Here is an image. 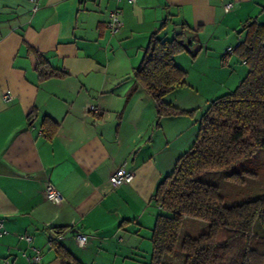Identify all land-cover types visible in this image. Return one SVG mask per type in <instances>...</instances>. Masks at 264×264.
<instances>
[{
  "label": "crops",
  "instance_id": "1",
  "mask_svg": "<svg viewBox=\"0 0 264 264\" xmlns=\"http://www.w3.org/2000/svg\"><path fill=\"white\" fill-rule=\"evenodd\" d=\"M115 7L122 26L111 34ZM247 20L264 24V0H0V258L32 264L35 248L41 264H62L54 240L81 264L139 261L151 248L152 195L195 141L199 117H158L133 72L154 30L164 25L159 36L171 38L185 24L191 51L200 48L194 58L174 56L187 77L200 62L201 76L239 83L248 67L226 50L243 40ZM187 77L164 102L195 106L185 96L196 90ZM45 117L57 123L52 138L43 133ZM118 167L133 179L113 187L109 176ZM48 182L60 203L45 198ZM77 233L87 235L83 246Z\"/></svg>",
  "mask_w": 264,
  "mask_h": 264
},
{
  "label": "trees",
  "instance_id": "2",
  "mask_svg": "<svg viewBox=\"0 0 264 264\" xmlns=\"http://www.w3.org/2000/svg\"><path fill=\"white\" fill-rule=\"evenodd\" d=\"M164 25L151 33L133 76L152 99L157 116L193 115L164 102L163 97L186 83L187 72L174 56L186 52L194 58L185 39V24L171 38H161ZM243 40L234 48L248 71L237 86L211 100L198 120L193 144L177 159L170 175L157 184L151 200L157 206L151 230V259L148 264H167L162 259L178 248L181 264H264V196L226 205L216 184L200 176L216 170L230 171L225 177L243 182L252 171L233 169L264 148V24L247 20ZM42 77L54 71L38 69ZM43 133L52 138L57 123L42 121ZM207 222L196 236L181 235L184 220ZM62 264H81L62 244L51 240Z\"/></svg>",
  "mask_w": 264,
  "mask_h": 264
},
{
  "label": "rangeland",
  "instance_id": "3",
  "mask_svg": "<svg viewBox=\"0 0 264 264\" xmlns=\"http://www.w3.org/2000/svg\"><path fill=\"white\" fill-rule=\"evenodd\" d=\"M200 67H203V65L199 62L194 63L189 69L190 76L187 77V81L188 84L189 82L194 84L196 90H193V93L187 92L185 94L187 97H194L192 103L195 104V106L193 105L194 107L188 111H192V117L197 115L199 118L201 112H204L211 100L222 95L228 88L232 89L238 84L235 77L228 78L221 74L212 75L213 72H209L207 76H201L200 73L202 69ZM224 81L226 84L225 88L217 84L218 82L222 84ZM242 169L250 170L255 175L249 174L245 176L243 182H235L225 177L230 171L216 170L206 172L201 175L200 178L203 181L216 184L219 187L220 192L224 195V202L226 205H233L248 199L264 196V148L258 149L253 156L238 164L233 171H240ZM207 225L205 221H198L195 223L193 218H189L183 221L181 235L183 236L187 233L191 236H196L205 231ZM151 248L147 249L144 247L140 252L139 261H127L125 264H148L151 259ZM183 257L184 255L177 248L174 254L165 255L162 262L167 264H181L179 260Z\"/></svg>",
  "mask_w": 264,
  "mask_h": 264
},
{
  "label": "built area",
  "instance_id": "4",
  "mask_svg": "<svg viewBox=\"0 0 264 264\" xmlns=\"http://www.w3.org/2000/svg\"><path fill=\"white\" fill-rule=\"evenodd\" d=\"M118 2L121 0H117ZM129 3H133L134 0H126ZM231 4L227 3L225 5V11H228ZM107 26L111 34H116L122 26V21L119 16L118 8L109 9L108 12V21ZM233 47H228L227 52L231 53L233 51ZM12 97L11 93L7 92L3 95L5 100H8ZM92 110L96 111L95 107H91ZM133 179V171L127 170L124 167H118L110 176L109 182L113 187H117L122 184L129 183ZM44 196L45 198L52 203H60L63 200L62 194L57 190V188L50 182L46 183L44 187ZM5 233L3 220L0 218V237ZM26 240H30V236L24 237ZM77 242L79 245L83 246L87 241V235L83 233L76 234ZM34 254L28 258L30 263L32 264H41V254L38 249L34 248ZM0 264H10L7 260H2L0 258Z\"/></svg>",
  "mask_w": 264,
  "mask_h": 264
}]
</instances>
